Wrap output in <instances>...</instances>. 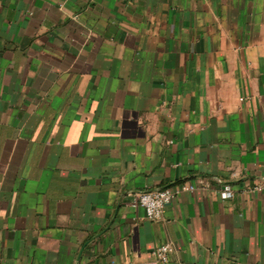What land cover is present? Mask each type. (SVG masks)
Returning <instances> with one entry per match:
<instances>
[{"label":"crops","instance_id":"1","mask_svg":"<svg viewBox=\"0 0 264 264\" xmlns=\"http://www.w3.org/2000/svg\"><path fill=\"white\" fill-rule=\"evenodd\" d=\"M263 179L264 0H0V264H264Z\"/></svg>","mask_w":264,"mask_h":264},{"label":"built area","instance_id":"2","mask_svg":"<svg viewBox=\"0 0 264 264\" xmlns=\"http://www.w3.org/2000/svg\"><path fill=\"white\" fill-rule=\"evenodd\" d=\"M264 182V179H263ZM192 189V186H164L155 189H148L143 191H135L130 196L131 203L134 206H140L143 208L145 217L150 220L158 219L165 207V205L172 203L176 198L179 189ZM264 186H255L253 189L261 190ZM222 198H228L231 196L229 191H223L220 193ZM172 251V247L169 243H164L156 247L152 254L156 257L158 263L166 262L169 253Z\"/></svg>","mask_w":264,"mask_h":264}]
</instances>
